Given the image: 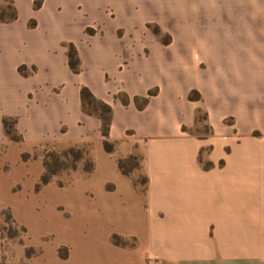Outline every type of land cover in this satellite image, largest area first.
Instances as JSON below:
<instances>
[{
    "label": "crops",
    "instance_id": "1",
    "mask_svg": "<svg viewBox=\"0 0 264 264\" xmlns=\"http://www.w3.org/2000/svg\"><path fill=\"white\" fill-rule=\"evenodd\" d=\"M8 3L0 141L11 117L26 149L90 146L95 217L113 224L79 232L54 264H264V0H0V13ZM150 22L172 31L171 60L141 36ZM84 86L112 106L113 151ZM200 112L207 135L194 131ZM130 155L140 167L125 174Z\"/></svg>",
    "mask_w": 264,
    "mask_h": 264
},
{
    "label": "rangeland",
    "instance_id": "2",
    "mask_svg": "<svg viewBox=\"0 0 264 264\" xmlns=\"http://www.w3.org/2000/svg\"><path fill=\"white\" fill-rule=\"evenodd\" d=\"M11 3L0 17H13ZM92 34L96 29L87 30ZM124 30H119L122 36ZM144 39H155L172 58V31L164 30L156 22L148 23L142 31ZM136 47H134L135 49ZM153 46L144 45L141 54L149 56ZM137 55V53H136ZM139 105L143 100H139ZM90 111H100L92 105ZM204 113L198 114L194 129L200 135L210 133ZM6 133V130H5ZM21 134L19 131L15 134ZM0 141V252L2 264H54L59 256H66L67 244L81 231H110L113 224L99 220V183L90 171L95 165L90 146L45 142L24 148L22 142ZM114 147L115 144L113 143ZM129 160L126 169H133ZM50 177L46 184L42 179ZM140 182L143 177L137 174Z\"/></svg>",
    "mask_w": 264,
    "mask_h": 264
},
{
    "label": "trees",
    "instance_id": "3",
    "mask_svg": "<svg viewBox=\"0 0 264 264\" xmlns=\"http://www.w3.org/2000/svg\"><path fill=\"white\" fill-rule=\"evenodd\" d=\"M40 6H41V2L36 1L35 7L38 8ZM2 18L3 17H0V19H2ZM12 18H16L15 12H14V15ZM68 55H69V63H70L72 70L74 72H79L81 69V61H80V57H79L77 48L73 43H70L68 45ZM22 69H23V67H22ZM153 94H154V91H150L148 96H145L142 98L144 105H146L148 103L150 96ZM81 97H82V103H83L84 110L87 113L96 114L102 119V133L105 137L104 145L108 151H113L114 145L109 140L110 128H111V123H112V106L110 104L106 103L105 101L98 99L94 95L92 90L87 86H84L82 88ZM120 97L124 102H126V103L128 102L129 98L126 94H121ZM190 97L192 99H200L201 94L198 91H193L191 93ZM139 100H140V98L137 97L136 101L139 102ZM92 105L99 107L100 111L99 112L90 111L88 108ZM3 122H4V127L6 130V133L10 136L11 140H14L17 142H22L23 141V135L22 134H19L18 136L15 135L18 132V130L16 128V119L11 118V117H5ZM129 160H135L136 164L133 167V169L127 170L125 167H126V164ZM119 167L122 170V172H124L125 174H131L135 169H138L140 167V158L137 155H130L127 158H120L119 159ZM93 169H94V163L92 162L89 170L92 171ZM49 181H50L49 176H46L42 179V182L44 184L48 183ZM146 182H147V178L144 176L142 183L145 184ZM0 264H2L1 263V252H0Z\"/></svg>",
    "mask_w": 264,
    "mask_h": 264
}]
</instances>
